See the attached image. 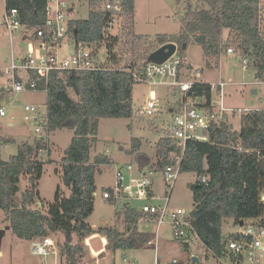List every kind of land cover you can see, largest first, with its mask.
<instances>
[{
    "label": "trees",
    "instance_id": "trees-1",
    "mask_svg": "<svg viewBox=\"0 0 264 264\" xmlns=\"http://www.w3.org/2000/svg\"><path fill=\"white\" fill-rule=\"evenodd\" d=\"M87 1L88 17L71 19L69 32L75 44L91 46L97 58L100 48L105 46L106 59L99 69L54 71L47 83L49 129L74 130L71 144L61 158L62 178L70 187V195L66 196L59 185L52 201L42 197L39 183L45 160L41 158L42 144L38 139L22 141L15 154L3 159L2 146L14 140L4 137L0 126V209L18 237L33 241L54 236L65 264H80L87 254L85 239L95 233L107 237L108 249L114 251L140 246L155 235L139 231L142 213L128 207L125 237L115 226L94 227L87 221L95 209L96 172L102 170L103 164L111 163L106 154H98L93 160L90 156L98 141L99 122L103 117H133V73L138 65L135 54L140 52L145 39L135 31V0H120L122 11L118 13L116 34L110 32L114 11L105 6L115 0ZM47 4L48 0H5L6 10L17 8L28 29L45 22ZM185 10L179 33L159 34L158 48L175 42L183 53L185 46L195 41L212 61L234 47L242 59H248V66L257 77L264 80V0H186ZM224 29L229 31L226 38ZM153 50L141 54L143 62L151 61ZM40 86H44L43 81ZM190 93L205 96L210 105L213 86L198 82ZM138 142L134 138L133 150ZM177 150L176 141L164 137L158 142L157 161L153 165L163 169L172 162L170 153ZM51 152L50 148L48 155ZM187 171L193 172L200 184L193 189L194 207L189 220L201 245L217 259L234 261L236 255L228 245L242 236L239 230L225 233L224 222L232 219L240 229L248 225L264 227V107L243 114L238 130L231 129L226 116L213 122L208 140H189L181 172ZM22 176L28 184L18 201L15 196ZM109 199L118 200L113 195ZM58 233L66 236L64 242L56 237ZM73 236L77 237L76 243L69 241ZM183 243L188 247L189 242Z\"/></svg>",
    "mask_w": 264,
    "mask_h": 264
},
{
    "label": "rangeland",
    "instance_id": "rangeland-1",
    "mask_svg": "<svg viewBox=\"0 0 264 264\" xmlns=\"http://www.w3.org/2000/svg\"><path fill=\"white\" fill-rule=\"evenodd\" d=\"M195 1V0H194ZM68 8H72L68 18H87L89 15V3L87 0H67ZM136 17L135 31L145 36L143 44L135 54V61L139 65L143 62L141 54L150 49H158L159 43L156 37L159 34H178L182 18L186 13V0H135ZM6 11L5 0H0V24L3 21ZM9 33L4 28L0 29V107L6 111L5 115H0V126L2 135L14 143L5 144L1 148L3 159H9L18 150V144L22 141L34 142L38 136L34 132L35 124L26 122L24 119L26 104H38L42 110L46 109L47 92L43 90H29L16 92L7 89L9 83L5 68L13 59L20 63L25 54L33 50L38 42L29 36H25L22 31ZM119 25H114L110 32L116 34ZM228 30L224 29V37L228 35ZM69 36H72L69 34ZM76 44L72 37H67L57 48V55L64 58L73 54ZM153 50V51H154ZM188 62L202 69V76L199 81L211 84L217 83L220 79L233 82L224 89L225 105L235 109L227 113L228 123L231 129L241 128L243 114H251L252 109L264 107V80L257 77L255 70L250 66L244 68L242 55L225 52L218 60L208 59L202 46L192 41L183 51ZM99 61L106 59L105 46L98 52ZM132 54H127L130 56ZM98 56V55H97ZM20 73H24L21 71ZM152 90L156 93L157 108L152 115L142 112L145 104L150 100ZM256 90V91H254ZM71 95L78 99V96L70 90ZM182 95L175 87L165 84L150 85L147 82L135 83L133 88V117H103L99 122L98 141L91 150L90 156L93 160L98 154H106L111 158V163L103 164L101 171L96 172V192L95 209L88 217L87 221L94 227L115 226L125 237L127 229L126 207L135 209L140 213L141 208L146 203H153L164 206L167 186L163 178L162 168L155 167L157 161L156 151L158 142L164 137L171 138L170 108L177 107L182 101ZM213 101H218L217 91L213 89ZM250 109V110H248ZM74 130L69 127L58 128L51 131V160L49 155L41 153V158L45 160L44 171L40 179L39 189L42 197L46 201H52L55 197L58 186L66 196L71 193L62 178L61 158L72 141ZM138 139V146L133 150V140ZM137 143V142H136ZM148 154L152 159L148 169L154 170L153 176V197L137 198L135 196L122 195L116 202L103 196V192L108 187L115 185V172L117 167H123L128 177L139 176L140 171L136 166V152ZM132 164L133 170L130 172L127 166ZM127 182V180H126ZM196 182V175L193 172H181L178 176L174 189L171 193L169 209L176 210L184 208L188 213L194 207V197L192 184ZM27 178L22 176L19 183L20 190L15 198L20 201L23 190L27 187ZM264 199V196H263ZM139 221V231H150L152 234L159 229L158 246L150 245L148 242L140 246L126 249H108V239L101 233H95L85 239L87 254L81 259L80 264H128L134 261L135 264H191L192 257L199 259V264H218L217 258L210 254L203 247L195 235H191L188 247H185L182 240L174 237L171 220L166 217L158 224L155 218L143 216ZM237 228L232 219H228L223 224L225 233L234 231ZM50 237L57 245L58 255L52 254L50 257L38 256L32 253L31 241L22 239L15 235L11 229L9 220L0 209V264H65L60 255L59 246L54 236ZM56 237L64 242L66 236L63 233L56 234ZM152 235L151 239H154ZM103 238H106L104 241ZM71 242L76 243L77 237H71ZM184 248V249H182ZM264 258H257V264H264ZM242 264H253L246 258Z\"/></svg>",
    "mask_w": 264,
    "mask_h": 264
},
{
    "label": "built area",
    "instance_id": "built-area-1",
    "mask_svg": "<svg viewBox=\"0 0 264 264\" xmlns=\"http://www.w3.org/2000/svg\"><path fill=\"white\" fill-rule=\"evenodd\" d=\"M106 8L114 11L110 26L117 23L118 13L122 11L120 0L106 2ZM72 8H68L67 0H48L46 8V20L42 25L32 29L26 28L20 20L17 8H11L5 11L4 18L0 24V29L4 28L9 33L24 30L25 36L37 37L38 45L29 51L23 60L18 63L14 59L12 63L5 68L9 83L7 89L22 92L43 90L47 92V83L52 72L60 70H93L101 68V61L94 55L93 49L87 44H76L73 54L64 58L57 55V48L63 40L69 36L70 18L68 14ZM111 27V28H112ZM229 53H237L234 47L227 49ZM244 68L248 67V59L243 58ZM27 72V77L22 78L19 72ZM202 76V69L192 66L187 56L176 51L163 63L153 61L142 62L134 70L133 77L136 83L147 82L150 85L165 84L175 87L182 95V101L171 112L170 131L171 137L176 141L178 150L170 153L172 162L166 165L163 170V178L167 186L165 204L158 206L153 203H146L141 208V219L143 216L155 218L160 224L168 217L173 225L174 237L182 241L189 242L190 236L197 234L189 220V213L184 208L170 210L171 193L174 189L176 180L181 173L187 142L189 140H208L209 130L213 122H219L226 119L229 111H235L225 105L224 89L233 81L231 79H220L212 84L213 89L217 91L218 101L211 99L210 105L205 96L191 94L190 91L195 83L202 82L199 78ZM44 86H40V82ZM208 104V105H207ZM157 108L156 93L152 90L150 100L145 104L142 112L152 115ZM250 110V109H248ZM254 110V109H252ZM24 119L26 122L35 124L34 132L38 136V142L42 144L41 153L49 152L51 148V130L47 123V107L42 110L38 104H26L24 106ZM6 111L0 107V115H5ZM131 172L132 164L127 166ZM153 169H143L139 176H133L131 173L127 177L123 167H117L115 172V185L111 191L103 192L105 198L112 195L119 198L122 195L135 196L137 198L153 197ZM127 180V182H126ZM239 232L242 238L231 240L229 249L234 251L236 259L228 261L226 259H217L218 264H242L246 258L253 264H257V258H264V227H254L252 225L242 227ZM159 229L155 232L154 239L148 241L150 245L158 246ZM32 253L38 256L50 257L52 254L58 255L57 245L50 236L38 238L31 241ZM243 255L244 259H241ZM264 263V262H263ZM128 264H135L129 261Z\"/></svg>",
    "mask_w": 264,
    "mask_h": 264
},
{
    "label": "water",
    "instance_id": "water-1",
    "mask_svg": "<svg viewBox=\"0 0 264 264\" xmlns=\"http://www.w3.org/2000/svg\"><path fill=\"white\" fill-rule=\"evenodd\" d=\"M178 45L175 42H169L162 46H160L158 49L153 51L150 55L151 61L156 63H163L168 59L177 49ZM186 48V46H185ZM256 91V90H254ZM197 182L192 184V188L195 189L199 186ZM69 241H71V238H69ZM193 262L196 264H199V259L197 257L193 258Z\"/></svg>",
    "mask_w": 264,
    "mask_h": 264
},
{
    "label": "crops",
    "instance_id": "crops-1",
    "mask_svg": "<svg viewBox=\"0 0 264 264\" xmlns=\"http://www.w3.org/2000/svg\"><path fill=\"white\" fill-rule=\"evenodd\" d=\"M19 75L22 78H26L27 77V72H24V73H20L19 72ZM172 109L173 108H170V112H172ZM49 159L51 160L50 155H49ZM151 162H152V159L150 158V156L148 154H144V153H141V152H138V151L136 152V166L138 167L139 171H142L143 169H146L147 168L146 166H150ZM238 230H240V228L237 227L234 231H238ZM103 240L105 241L106 238H103ZM182 249H184V248H182ZM0 254H2V252H0Z\"/></svg>",
    "mask_w": 264,
    "mask_h": 264
}]
</instances>
